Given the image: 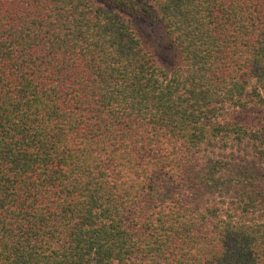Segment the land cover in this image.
<instances>
[{"label":"trees","instance_id":"1","mask_svg":"<svg viewBox=\"0 0 264 264\" xmlns=\"http://www.w3.org/2000/svg\"><path fill=\"white\" fill-rule=\"evenodd\" d=\"M251 100L264 0H0V264H264Z\"/></svg>","mask_w":264,"mask_h":264},{"label":"rangeland","instance_id":"2","mask_svg":"<svg viewBox=\"0 0 264 264\" xmlns=\"http://www.w3.org/2000/svg\"><path fill=\"white\" fill-rule=\"evenodd\" d=\"M148 31V30H147ZM159 46L161 61L165 64L170 65L172 63L173 52L169 48L165 41ZM264 117V104L256 101H249L243 107H234L232 105L225 104L221 114L219 115L220 120H224L230 124L244 125L249 129H255L258 127L260 121ZM209 154H212L216 159L223 161L231 167L241 168L245 167H257L262 165L257 155L254 154L253 150L247 144H235L226 146L222 149H216L213 153L208 150L200 151L199 158L205 159ZM213 197L215 201H221L222 196H216L215 194H204L201 201L204 199ZM227 199V198H226ZM201 202V203H202ZM206 203V202H205ZM204 204V203H203Z\"/></svg>","mask_w":264,"mask_h":264}]
</instances>
